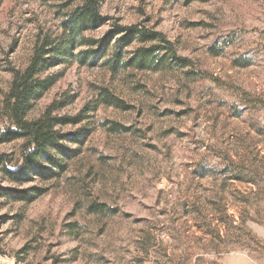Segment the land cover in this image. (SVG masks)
<instances>
[{
  "label": "rangeland",
  "instance_id": "rangeland-1",
  "mask_svg": "<svg viewBox=\"0 0 264 264\" xmlns=\"http://www.w3.org/2000/svg\"><path fill=\"white\" fill-rule=\"evenodd\" d=\"M0 3L1 109L12 71L26 68L40 37L60 33L63 2ZM100 11L109 21L85 36L141 24L172 41L196 73L114 74L102 61L75 60L47 72L57 81L29 119L60 102L55 115L85 117L62 131L88 136L68 145L79 152L56 180L27 173L13 182L0 165L1 189L34 197H0V261L264 264V0H101ZM102 89L131 109L102 103ZM8 127L0 118V134ZM22 144L0 145L11 171L21 167ZM233 162L257 171L261 184L222 174ZM94 204L106 210L94 213Z\"/></svg>",
  "mask_w": 264,
  "mask_h": 264
},
{
  "label": "trees",
  "instance_id": "trees-1",
  "mask_svg": "<svg viewBox=\"0 0 264 264\" xmlns=\"http://www.w3.org/2000/svg\"><path fill=\"white\" fill-rule=\"evenodd\" d=\"M60 5L62 21L60 33L40 37L23 70H13L10 87L4 95L0 118L9 127L0 134V145L22 141V164L16 171L7 168V160L0 159L2 172L13 182L20 181L24 174L30 173L42 180L61 178L67 164L78 154L88 132L65 133L62 128L80 125L85 117L57 116L62 103L54 101L37 119H29L34 105L56 83L54 76L45 74L61 64L75 60L82 66H95L99 61L110 72L116 74L126 70L167 71L189 70L192 62L178 54L176 45L163 33L141 24L123 26L114 24L101 38L85 36L101 28L109 19L101 14V0H57ZM178 1V0H173ZM1 7V3H0ZM74 7L69 13L67 9ZM81 49L77 54L75 51ZM109 53V54H108ZM108 54V58L105 59ZM105 59V60H104ZM246 62V61H245ZM102 103L121 110H130L123 100L102 89L99 93ZM114 132H123L119 125L109 127ZM222 174L231 179L253 186H259L258 173L250 166L234 162L225 165ZM0 197L31 202L33 195H17V192L0 188ZM94 213H103L106 208L101 204L91 207Z\"/></svg>",
  "mask_w": 264,
  "mask_h": 264
},
{
  "label": "bare ground",
  "instance_id": "bare-ground-1",
  "mask_svg": "<svg viewBox=\"0 0 264 264\" xmlns=\"http://www.w3.org/2000/svg\"><path fill=\"white\" fill-rule=\"evenodd\" d=\"M0 264H5L4 262L0 261Z\"/></svg>",
  "mask_w": 264,
  "mask_h": 264
}]
</instances>
